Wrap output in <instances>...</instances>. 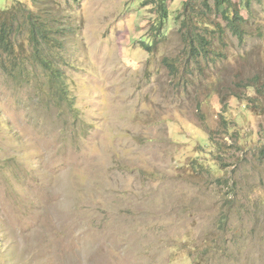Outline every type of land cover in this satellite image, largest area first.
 Masks as SVG:
<instances>
[{"label": "rangeland", "instance_id": "374dc122", "mask_svg": "<svg viewBox=\"0 0 264 264\" xmlns=\"http://www.w3.org/2000/svg\"><path fill=\"white\" fill-rule=\"evenodd\" d=\"M188 1L0 0V264H264V0L244 40ZM20 6L63 28L65 100Z\"/></svg>", "mask_w": 264, "mask_h": 264}, {"label": "trees", "instance_id": "16d2710c", "mask_svg": "<svg viewBox=\"0 0 264 264\" xmlns=\"http://www.w3.org/2000/svg\"><path fill=\"white\" fill-rule=\"evenodd\" d=\"M262 1L263 0H241L242 4H244L246 8H250V6L254 3H261ZM195 2L201 3V6L206 12L220 13L223 20L226 22V27L231 31V33L237 36L240 40H244V34L246 32L243 29V26L245 25V20L237 9H235L234 0H189L185 3L186 19L188 21L192 20L191 16H193V10L196 6L194 4ZM159 6L161 8V18H168V10L164 6V3L161 2ZM19 9L23 12H18L19 15L17 16V20L20 24L17 30L21 31V29H27L26 33H28V43L32 47L29 59L33 62L39 63L48 72V78L50 81L48 86L50 88V93L57 90V95L65 100L66 83L60 73L61 69L59 68L58 61L59 56L56 54V47L61 43L59 36L63 35V28L55 27V22L42 19L36 12L33 11V9H28L25 6H20ZM14 25L15 23L13 22L10 25L3 23L0 26V51L2 55H5V59L10 62L18 58L15 57L11 41V35H14L12 34V29L15 27ZM188 37L189 40L187 41L190 46L191 55H194L193 57L202 55L203 52L208 51L207 47H209L210 43L204 36L195 32H189ZM145 46L148 50L151 49L150 44ZM165 62L168 64L167 59H165ZM4 63L5 61L2 62V56H0V66ZM258 83H260V78L255 76L247 80L245 86L247 88H257L258 93H262L263 91H261L260 87H264V85L261 84V86L258 87ZM46 95L48 97V93H46Z\"/></svg>", "mask_w": 264, "mask_h": 264}]
</instances>
